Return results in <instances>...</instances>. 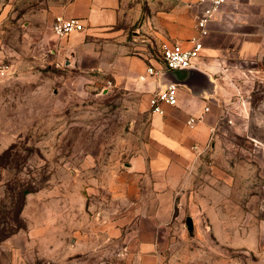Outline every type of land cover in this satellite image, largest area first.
Masks as SVG:
<instances>
[{"label": "rangeland", "instance_id": "374dc122", "mask_svg": "<svg viewBox=\"0 0 264 264\" xmlns=\"http://www.w3.org/2000/svg\"><path fill=\"white\" fill-rule=\"evenodd\" d=\"M71 1L0 0V232L22 227L0 241V264H139L140 253L126 246L135 221L117 225L113 216L140 201L143 184L133 183L130 167L151 147L154 113L97 71L93 53L64 51L52 26ZM141 22L116 28L132 53L163 62L153 41L142 47ZM82 33L96 47L104 38ZM234 79L220 155L201 157L196 172L204 182L230 181L217 187L215 206L243 234L215 235L203 219L191 237L188 203L182 233L167 235L165 250L142 253V264H264V60ZM116 226L120 237L111 233ZM85 243L99 250L81 252Z\"/></svg>", "mask_w": 264, "mask_h": 264}, {"label": "crops", "instance_id": "0c3cea01", "mask_svg": "<svg viewBox=\"0 0 264 264\" xmlns=\"http://www.w3.org/2000/svg\"><path fill=\"white\" fill-rule=\"evenodd\" d=\"M127 2H69L58 17L82 19L86 32L104 36L101 39L104 42L96 47L87 41L84 33H74L61 40L64 51L94 54L97 71L111 79L115 87L140 96L150 106L152 95L162 89V83L159 77H148L145 81L140 77L150 66L161 69L163 62L132 53L124 28H116L122 20L129 24L142 20L139 32L144 48L147 41H153L160 51L173 44L191 49V41L199 38L203 50L195 66L206 75L201 90L192 92L179 86L177 105H165L163 114L153 115L151 147L134 158L131 167L128 165L133 183L140 182L144 190L135 206H129L122 215L116 211L118 215L113 220H117V225L122 219L135 221L126 246L128 251L140 253L139 264H142V253H151L156 248L163 251L166 246L163 239L167 235L173 230L182 233L177 225L184 218V205L188 203H191L194 229L199 230V221L206 219L215 235L243 234L242 227L232 224L231 214L215 206L220 194L217 187L220 183L229 187L230 181L219 182L216 177L208 176L204 182L196 170L199 172L202 158L220 155L219 139L224 132L221 121L228 104V91L235 84L234 77L245 73L249 63L264 60V0H226L214 15L206 35L200 34L197 17L207 5L199 4L198 0H139L133 5ZM193 117L197 120L191 126L188 122ZM213 129L218 130L214 136ZM212 139L216 142L211 143L210 150L199 156L194 147L203 151ZM153 176L155 179L151 180ZM137 178L143 179L136 181ZM122 232L119 226L111 231L115 237H120ZM82 246L81 252L99 250L98 244Z\"/></svg>", "mask_w": 264, "mask_h": 264}, {"label": "built area", "instance_id": "2783aa9c", "mask_svg": "<svg viewBox=\"0 0 264 264\" xmlns=\"http://www.w3.org/2000/svg\"><path fill=\"white\" fill-rule=\"evenodd\" d=\"M226 2V0H198L199 4L207 5L202 13L197 17V27L201 35L208 33V26L212 22L214 15L219 11V8ZM53 32L58 37H68L74 33H82L85 30L83 20L80 18L66 19L64 17H57L52 26ZM191 49H184L179 44L164 46L162 50L163 67L156 69L155 67H148L146 74L141 76L140 79L145 81L148 77H159L162 73L178 69H185L195 66L196 60L200 57L203 50V45L199 38L193 39ZM5 69H0V72ZM178 86L170 85L166 89H160L154 93L150 99V108L154 114H163V107L176 106L178 103ZM209 109L207 108L206 111ZM225 118V117H224ZM199 118L198 120H201ZM197 119L194 117L188 122L193 126ZM216 129H213L212 134ZM195 151L200 155L205 152L199 151V147H194Z\"/></svg>", "mask_w": 264, "mask_h": 264}, {"label": "water", "instance_id": "95a60500", "mask_svg": "<svg viewBox=\"0 0 264 264\" xmlns=\"http://www.w3.org/2000/svg\"><path fill=\"white\" fill-rule=\"evenodd\" d=\"M162 83V89H166L170 85L184 86L190 91H198L204 87L206 75L201 72L196 66H192L185 69H178L173 71H167L160 76ZM186 229L191 237L194 236V223L192 217H188L185 222Z\"/></svg>", "mask_w": 264, "mask_h": 264}, {"label": "trees", "instance_id": "16d2710c", "mask_svg": "<svg viewBox=\"0 0 264 264\" xmlns=\"http://www.w3.org/2000/svg\"><path fill=\"white\" fill-rule=\"evenodd\" d=\"M30 193L29 191H26V190H23L22 191V195L24 196V199H25V196ZM24 199H22V202L20 203V208L18 211H20V213H22V210L24 209V206H25V201H23ZM17 228L20 229L22 227H16L15 228H12L9 232L7 233H3V232H0V241H4L6 239H8L10 236H12L13 234H15L17 232Z\"/></svg>", "mask_w": 264, "mask_h": 264}]
</instances>
